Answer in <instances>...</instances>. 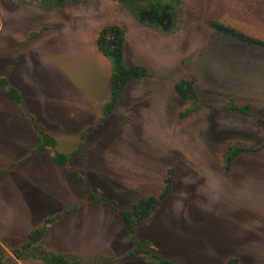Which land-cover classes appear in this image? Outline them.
<instances>
[{
    "label": "rangeland",
    "instance_id": "374dc122",
    "mask_svg": "<svg viewBox=\"0 0 264 264\" xmlns=\"http://www.w3.org/2000/svg\"><path fill=\"white\" fill-rule=\"evenodd\" d=\"M212 20L264 39V0H183L170 34L142 25L112 0L69 1L52 11L38 0H0V77L24 98L21 105L0 90V246L7 264H46L17 259L13 249L57 213L45 234L48 249L82 256L85 264L103 255L116 258L112 264H146L142 254L122 257L133 242L117 211L91 201L50 154L30 156L38 137L30 117L56 138L52 154L84 143L67 168L120 210L159 194L174 170L170 194L136 228L163 256L180 264H228L231 257L264 264V148L240 154L229 171L223 154L228 144L264 139L255 136V119L206 105L257 98L264 61L255 58L264 47L216 32ZM110 23L126 31L125 62L147 66L152 76L131 81L99 122L113 63L96 39ZM188 75L196 77L202 104L182 116L195 106L174 84ZM254 118L264 121L263 101ZM89 126L94 130L82 140Z\"/></svg>",
    "mask_w": 264,
    "mask_h": 264
},
{
    "label": "trees",
    "instance_id": "16d2710c",
    "mask_svg": "<svg viewBox=\"0 0 264 264\" xmlns=\"http://www.w3.org/2000/svg\"><path fill=\"white\" fill-rule=\"evenodd\" d=\"M25 1V0H22ZM40 8L46 11H52L64 6L69 1L82 2L83 0H38ZM124 6L142 25L159 30L162 33L170 34L179 27L183 0H112ZM211 25L218 33L228 37L237 39L247 44L264 47V39L250 35L232 25L225 24L218 20H212ZM1 27V24H0ZM126 41L125 29L116 23L104 25L98 33L96 45L98 51L105 57L111 59L113 70L109 80L110 99L103 107V117L99 120L104 121L116 109L119 100L126 86L133 80L144 79L152 76L150 69L142 64L128 65L125 62L124 46ZM176 93L183 99L194 102L193 108H189L183 115L190 114L198 106L202 104L200 96L196 88L195 75L181 77L174 84ZM0 90L6 93L12 100L18 104L24 105V98L21 91L12 86L7 77H0ZM215 110L232 111L246 116H252V107L250 104L238 105L235 101L230 100L227 104L221 106H213L206 104ZM32 125L38 134L37 144L31 150L30 156L46 153L50 154L52 161L62 168L87 191L91 201L96 203H104L111 206L114 211L119 213V217L124 229L129 233L133 242V249L125 252L123 258L142 254L146 259V264H180L170 258H167L156 251L150 243L144 244L136 236L137 226L154 218L155 211L158 209L161 201H164L173 188L174 170L171 169L165 178V184L159 194H149L135 201L131 208L120 210L109 201H102L98 193L91 191L82 174L76 169H68V161L76 156L83 148L84 143L81 142L77 149L67 154L57 149L52 154L51 149L57 146L56 138L40 127L33 117ZM261 125V123H260ZM94 130V126H89L82 134V140L87 134ZM262 146H245L228 144L224 149L225 171H229L234 160L242 153L248 151L259 150ZM68 210H65L67 212ZM61 217L60 213L55 216L47 217L44 224L34 228L28 234V239L21 247L13 249V254L17 259H40L46 264H85L82 256L74 254H66L55 252L48 249L44 244V238L49 225ZM121 257V258H122ZM116 261L113 256H99L98 260L93 264H112ZM239 261L236 257H231L227 263L237 264ZM0 264H7L5 260V252L0 246Z\"/></svg>",
    "mask_w": 264,
    "mask_h": 264
},
{
    "label": "crops",
    "instance_id": "0c3cea01",
    "mask_svg": "<svg viewBox=\"0 0 264 264\" xmlns=\"http://www.w3.org/2000/svg\"><path fill=\"white\" fill-rule=\"evenodd\" d=\"M255 60L256 61H258V60L264 61V55H262L260 58H255ZM255 94L258 96L257 98L249 96L248 101L246 103H244L243 105H245V104L251 105L252 116H247V117L255 119L254 121L256 123V126L258 127L257 129H255V136H259V137H262L264 139V121H263V119L254 118V110H255V106H256L257 101L259 100V101L264 102V79H261L260 87L258 89H256ZM228 112L236 113V112H232V111H228ZM231 120H237V119L235 117H233ZM260 123H261V125H260ZM247 126H248V124H247ZM246 144L247 145H245V146H257V145H259V146H262L260 149L264 148V140L262 143H260L258 141H254V140L250 139L249 142Z\"/></svg>",
    "mask_w": 264,
    "mask_h": 264
}]
</instances>
